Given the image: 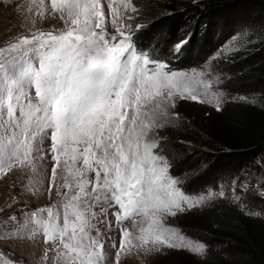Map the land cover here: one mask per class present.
<instances>
[{"label":"snow or ice","instance_id":"1","mask_svg":"<svg viewBox=\"0 0 264 264\" xmlns=\"http://www.w3.org/2000/svg\"><path fill=\"white\" fill-rule=\"evenodd\" d=\"M39 5L37 14L43 16L47 6L44 0ZM103 7L102 0H50L51 14L59 15L64 29L35 30L0 48V174L24 166L36 174V161L45 158L43 143L50 139L54 164L48 192L55 186L60 197L26 214L4 238L42 235L52 245V264H104L94 221L116 207L122 237L116 264L126 245L202 254L203 244L162 220L182 204L194 206L205 198L184 196L169 175L168 161L154 151L159 142L149 131L162 126L158 118L168 116L173 96L220 110L221 94L210 91L205 72L166 71L165 64L134 49L122 22L129 9L136 11L131 0L107 3L119 39L108 35ZM101 205L98 214L94 209ZM0 264L16 262L0 253Z\"/></svg>","mask_w":264,"mask_h":264},{"label":"rangeland","instance_id":"2","mask_svg":"<svg viewBox=\"0 0 264 264\" xmlns=\"http://www.w3.org/2000/svg\"><path fill=\"white\" fill-rule=\"evenodd\" d=\"M154 3L153 11H160L158 0ZM47 6L43 16L37 13L40 10L39 0H0V48L6 47L18 37L28 36L32 31L42 30L59 31L64 29V22L57 14H51L50 0H44ZM108 0H102L105 14V26L110 36L121 38L112 26L113 17L107 8ZM119 4V0H117ZM132 7L124 14L123 24L126 34L146 28L150 21V9L138 7L135 0H131ZM31 9V11H29ZM131 16L132 19H127ZM217 19L212 29V35L207 41L190 44L182 50L183 54L197 56V62L188 64L185 68L175 69L166 62V71H176L192 74L194 71L206 73V79L211 80L212 88L221 94L220 110L229 104H244L264 108V84L256 79L255 67L264 62V19L257 11H247L237 17ZM130 26V28L128 27ZM139 26V27H137ZM177 45L175 48H179ZM134 47V46H133ZM135 49V48H134ZM136 50V49H135ZM137 51V50H136ZM147 54L153 59L150 52ZM155 67V65H149ZM200 91L204 88L201 85ZM34 94V93H33ZM172 104L168 108V116L158 118L162 126L152 127L149 136L158 140V148L154 149L169 163V175L178 181L177 187L186 198L197 200L204 197L202 203L190 206L187 203L175 209V215H165L162 223L176 230L187 240L199 242L205 246L202 254L177 248L160 247L145 252L143 248L126 245L120 253L119 264H156L163 257L171 253H190L204 259L208 255V245L204 240L191 238L181 232V224L186 217L194 219L196 216L207 215L221 204H231L251 217L264 219V154L257 156L240 169L210 172L207 166L198 161L195 153H189V160L181 168H174V161L169 154L161 149L164 143H170L183 150H193L202 147L201 111L211 109L220 111L213 103H201L199 100L182 99L178 95L172 97ZM200 111V113H199ZM190 114L194 115L190 118ZM199 114V115H197ZM207 117V116H206ZM51 140L43 143V160H37L38 172L33 173L30 166L14 167L7 174H0V253L5 259H11L16 264H52L51 243L45 244L42 235L34 238H4V233L18 229L25 220L26 214L33 210L47 208L56 204L60 197L52 187L51 195L48 188L51 182V169L54 164L50 153ZM188 148V149H186ZM59 172V169H58ZM57 183H60L57 180ZM62 191H66L63 190ZM223 192V196L219 194ZM101 205L94 209L98 214L102 212ZM116 207H108L107 213L99 217L97 228L101 233L103 243L104 264H116V253L120 250L121 231L117 227L113 213ZM15 216L16 221L9 219ZM110 225V226H109ZM124 226L132 229V223L125 221ZM95 235V232L92 233ZM115 244V247H113ZM48 259L45 260V250ZM222 249H225L222 247ZM234 253H230L233 255Z\"/></svg>","mask_w":264,"mask_h":264},{"label":"trees","instance_id":"3","mask_svg":"<svg viewBox=\"0 0 264 264\" xmlns=\"http://www.w3.org/2000/svg\"><path fill=\"white\" fill-rule=\"evenodd\" d=\"M135 2L144 10L152 8L148 26L132 35L134 48L151 51L154 60L176 66L175 69L198 61L197 56L183 54L182 50L207 41L217 19L234 18L247 11H257L264 19V0H158L160 11H153L151 0ZM177 45L180 47L176 49ZM254 72L264 84V62ZM205 110L201 111V148L186 151L180 145L164 143L161 150L169 154L174 168L184 166L192 152L211 173L240 169L264 154V108L229 104L220 111ZM193 116L190 114V118ZM189 222L186 217L181 232L204 240L207 257L176 252L156 264H264V219L251 217L231 204H221L210 214L196 216Z\"/></svg>","mask_w":264,"mask_h":264}]
</instances>
